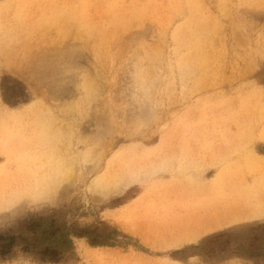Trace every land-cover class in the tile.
I'll use <instances>...</instances> for the list:
<instances>
[{
    "label": "rangeland",
    "instance_id": "obj_1",
    "mask_svg": "<svg viewBox=\"0 0 264 264\" xmlns=\"http://www.w3.org/2000/svg\"><path fill=\"white\" fill-rule=\"evenodd\" d=\"M263 224L264 0H0V264H264Z\"/></svg>",
    "mask_w": 264,
    "mask_h": 264
},
{
    "label": "trees",
    "instance_id": "obj_2",
    "mask_svg": "<svg viewBox=\"0 0 264 264\" xmlns=\"http://www.w3.org/2000/svg\"><path fill=\"white\" fill-rule=\"evenodd\" d=\"M252 236L238 243L235 247L236 253L249 257L251 259L264 260V224L250 228ZM225 234L220 233L217 236L222 237ZM227 242H223V248L221 251H227Z\"/></svg>",
    "mask_w": 264,
    "mask_h": 264
},
{
    "label": "bare ground",
    "instance_id": "obj_3",
    "mask_svg": "<svg viewBox=\"0 0 264 264\" xmlns=\"http://www.w3.org/2000/svg\"><path fill=\"white\" fill-rule=\"evenodd\" d=\"M13 52V51H12ZM101 130V129H100ZM263 216V215H262Z\"/></svg>",
    "mask_w": 264,
    "mask_h": 264
}]
</instances>
